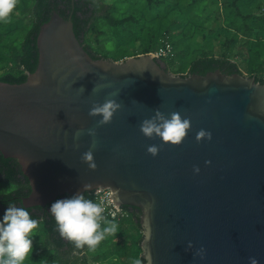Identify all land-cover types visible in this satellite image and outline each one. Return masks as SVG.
<instances>
[{"label": "water", "instance_id": "1", "mask_svg": "<svg viewBox=\"0 0 264 264\" xmlns=\"http://www.w3.org/2000/svg\"><path fill=\"white\" fill-rule=\"evenodd\" d=\"M76 23L51 8L36 24L33 71L20 81L0 80V154L14 158L27 179L21 205L116 190L115 207L140 212L144 264L145 247L152 264H249V257L264 264V81L219 65L195 66L182 76L165 70L151 51L93 58L73 32ZM110 93L122 107L97 127L101 117L88 115L92 102L103 103ZM157 108L191 119L180 145L142 134L140 124ZM88 128H96L94 138ZM200 129L212 139L197 142ZM77 130H84L78 140ZM93 139L95 170L81 159ZM153 144L160 146L156 156L147 152ZM146 217L151 240L145 243ZM201 246L204 259L193 255Z\"/></svg>", "mask_w": 264, "mask_h": 264}, {"label": "trees", "instance_id": "2", "mask_svg": "<svg viewBox=\"0 0 264 264\" xmlns=\"http://www.w3.org/2000/svg\"><path fill=\"white\" fill-rule=\"evenodd\" d=\"M51 8L64 19L75 18L73 32L93 58L110 55L118 60L154 51L166 40L172 55L159 57L165 70L166 60L173 63L170 71L182 76L195 66L219 65L263 81L264 0H19L10 22L0 23V64L13 70L1 73L0 80L20 81L24 72L33 71L37 59L36 24L48 18ZM90 38L96 46L89 43ZM0 182L13 185L11 190L0 193L2 220L10 204L23 207L20 198L27 195L29 186L16 160L1 154ZM70 196L59 195L43 207H24L40 221L42 231L41 246L29 254L31 261L87 264L90 250L76 249L63 239L49 211L57 199ZM122 208L129 211L128 216L115 220L118 232L99 244L97 248L103 251L89 256L93 263L102 262L105 255L112 262L120 261L116 256L126 248L133 259L139 258L140 212L133 206ZM130 229L134 232L128 233ZM115 237H121L120 243L111 242Z\"/></svg>", "mask_w": 264, "mask_h": 264}, {"label": "clouds", "instance_id": "3", "mask_svg": "<svg viewBox=\"0 0 264 264\" xmlns=\"http://www.w3.org/2000/svg\"><path fill=\"white\" fill-rule=\"evenodd\" d=\"M19 0H0V23L10 22L15 10L17 9ZM95 3V0H94ZM99 6L98 4L96 5ZM74 60L78 57H73ZM39 78L33 79L31 85L38 86ZM99 85L95 84L92 91L98 92ZM84 92L83 87L79 88ZM117 95L110 93L103 103L92 102V106L88 115L90 117H101L96 121V126H102L112 122L114 114L121 109L122 104L116 99L110 98ZM140 130L145 137L161 138L164 144L180 145L191 130V119L182 117L179 112H172L165 115L159 110H154L151 118L144 119L140 124ZM87 134L91 137L96 136V128H88ZM84 130H77L74 133V139H79L83 135ZM212 139V133L205 129H200L196 133V140L200 142L203 139ZM96 147V141L93 139L92 146L85 151L81 159L92 170L97 168L94 159L93 148ZM160 150V146L155 144L147 147V152L152 156H156ZM210 164L211 161H205ZM195 173L200 172L198 166H193ZM90 186L85 184L83 190H87ZM111 199L119 200L116 190L109 194ZM111 202V200L109 201ZM152 205L148 204L145 211H149ZM119 211V209H117ZM54 217L59 235L72 243L76 249H84L94 251L99 244L108 236H114L118 232L119 225L115 222V212L111 213L113 219H108L105 215L106 208L104 200L94 201L86 198L83 193H77L70 197L57 199L53 202L49 209ZM40 221L33 219L29 211L24 207H17L14 204L5 210L3 219L0 220V264H24V261L33 251L32 237L35 230L39 227ZM150 218H145V227L148 231L145 233V243L151 240ZM193 247L192 242H188V249ZM148 264H152V256L150 250L145 247ZM187 250V249H186ZM194 257L204 259L206 250L203 246L196 249ZM249 264H259L255 257H249ZM132 264H143L141 258L132 260Z\"/></svg>", "mask_w": 264, "mask_h": 264}, {"label": "rangeland", "instance_id": "4", "mask_svg": "<svg viewBox=\"0 0 264 264\" xmlns=\"http://www.w3.org/2000/svg\"><path fill=\"white\" fill-rule=\"evenodd\" d=\"M177 31V30H175ZM89 43L93 46H96V44L94 43V41H92V39L90 38L89 39ZM136 54H139V53H136ZM134 54V55H136ZM106 58H110V55H107L105 56ZM122 59V58H121ZM163 65V67L165 68V65L162 61H160ZM165 64H166V67H168V70L167 71H170L173 63L169 60H166L165 61ZM2 66H0V75L1 73H3L4 71H13L11 68H9V66L7 64H0ZM171 72V71H170ZM185 75V74H184ZM245 75V74H243ZM13 188V185L11 183H8V182H0V193L2 192H7L9 190H11ZM86 198H89V199H93L90 195H86L85 196ZM41 224H39V227L35 230V235L32 237V240H33V248L34 247H38L39 245L41 246L40 244V239H42V235H41ZM131 232H134V230L130 229L128 231V233H131ZM141 230H140V237H141ZM117 242V243H120L121 241V237H115L112 239L111 242ZM126 244L129 245V240L128 238H126L125 240ZM127 245V246H128ZM41 248V247H40ZM104 248L102 247H99V248H96L94 251H89L90 255L91 254H95V253H99L101 251H103ZM87 255V264H96V263H93L91 260H90V257ZM116 258L120 261H117L115 260V262H112L111 259L109 260L108 256L105 255V259L101 262H99L98 264H132V260L133 258L131 257L130 253H129V250L128 248H126L125 250L123 251H120L119 254L116 256ZM41 260V258H40ZM24 264H37V262H33L30 260V257H28L25 261H24Z\"/></svg>", "mask_w": 264, "mask_h": 264}, {"label": "built area", "instance_id": "5", "mask_svg": "<svg viewBox=\"0 0 264 264\" xmlns=\"http://www.w3.org/2000/svg\"><path fill=\"white\" fill-rule=\"evenodd\" d=\"M155 58L159 59V57H166L172 55L171 46L166 40H162L161 44L156 48V50L151 51ZM261 79L264 81V73L261 74ZM109 191L107 189H100V190H92L89 192V195L93 198L94 201H100L104 200L106 212L105 215L108 219H113L111 213L115 212L116 215L114 217V220H120L121 218L127 217L129 214V211L125 208L115 207L112 202H109L110 196ZM119 209V211L117 210Z\"/></svg>", "mask_w": 264, "mask_h": 264}, {"label": "flooded vegetation", "instance_id": "6", "mask_svg": "<svg viewBox=\"0 0 264 264\" xmlns=\"http://www.w3.org/2000/svg\"><path fill=\"white\" fill-rule=\"evenodd\" d=\"M48 208V207H47Z\"/></svg>", "mask_w": 264, "mask_h": 264}]
</instances>
